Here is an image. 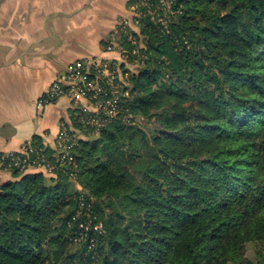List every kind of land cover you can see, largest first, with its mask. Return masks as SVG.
Wrapping results in <instances>:
<instances>
[{
	"label": "trees",
	"instance_id": "1",
	"mask_svg": "<svg viewBox=\"0 0 264 264\" xmlns=\"http://www.w3.org/2000/svg\"><path fill=\"white\" fill-rule=\"evenodd\" d=\"M150 3L114 45L118 113L95 130L75 108L77 130L65 124L77 180L66 165L9 169L0 264H264V0Z\"/></svg>",
	"mask_w": 264,
	"mask_h": 264
},
{
	"label": "crops",
	"instance_id": "2",
	"mask_svg": "<svg viewBox=\"0 0 264 264\" xmlns=\"http://www.w3.org/2000/svg\"><path fill=\"white\" fill-rule=\"evenodd\" d=\"M132 2L0 0V151L20 150L35 136L55 148L61 125L77 130L69 97L42 108L36 102L77 59H123L106 45L118 44L123 19L132 18ZM131 25L130 32L139 30ZM17 179L0 169V185Z\"/></svg>",
	"mask_w": 264,
	"mask_h": 264
},
{
	"label": "built area",
	"instance_id": "3",
	"mask_svg": "<svg viewBox=\"0 0 264 264\" xmlns=\"http://www.w3.org/2000/svg\"><path fill=\"white\" fill-rule=\"evenodd\" d=\"M160 1L165 6L166 11L169 12L172 0ZM141 6L149 7V12L154 14L150 0H133L130 7L132 18H125L122 22L124 31H127L130 26L132 27L133 24L131 25V23L139 25L142 16ZM167 16H159L157 20L167 24ZM113 47L114 44H109L107 49L111 50ZM134 52H139V49H135ZM118 63L117 60L113 63V60L101 59L98 56L89 60L77 59L69 63L64 73L55 78L46 92L37 100V107L42 108L61 97L67 96L79 106L81 111L87 112L86 118L89 125L93 126L95 130H99L118 113L120 98L127 94V91L123 89L126 77L121 79L116 69ZM133 117L134 115L129 113L127 119L130 120ZM57 143V161H48L45 155L32 157L34 148L29 141L21 150L0 151V165H4L8 169L17 167L22 170H33L32 168H37L49 172H54L57 165L59 167L66 165L68 168H73L70 175L77 180L74 168L77 162L73 153L78 144L77 136L63 124L57 134ZM94 227L98 229L101 224Z\"/></svg>",
	"mask_w": 264,
	"mask_h": 264
},
{
	"label": "rangeland",
	"instance_id": "4",
	"mask_svg": "<svg viewBox=\"0 0 264 264\" xmlns=\"http://www.w3.org/2000/svg\"><path fill=\"white\" fill-rule=\"evenodd\" d=\"M123 61V60H122ZM134 67V66H133ZM116 69H117V71H118V73L120 74V77H121V79L123 80V78L124 77H126L127 75L125 74H123V71H124V68L121 66V64L120 63H118L117 64V66H116ZM120 77H119V79H120ZM74 104V103H73ZM76 107L75 108H79V106L78 105H76V104H74ZM77 114H80L79 113V111H77L76 112V114L75 115H77ZM137 122H139V125H142L143 126V128L146 130V131H150V129L151 128H153V126L155 125L154 124V122H153V120L152 119H144L143 117H141V116H134V120L131 122V124H135V123H137ZM28 142H26L25 144H27ZM57 146H58V143H56V147L55 148H57ZM54 148V149H55ZM22 149V148H21ZM20 149V150H21ZM18 151V150H17ZM0 169H3V170H9L7 167H4V165H0ZM34 171L35 170H39V169H37V168H32ZM10 171V170H9ZM45 173H47L48 172V174H52V172H49V171H45V170H43ZM76 185H77V187L78 188H82V186H81V184L77 181V183H76ZM91 224V221L90 220H87V221H85L83 224H81L82 225V227H83V229H82V231L84 230V229H88ZM246 249H247V253L248 254H253V252H254V250H256V246H255V244L253 243V242H251V243H248L247 244V247H246Z\"/></svg>",
	"mask_w": 264,
	"mask_h": 264
}]
</instances>
